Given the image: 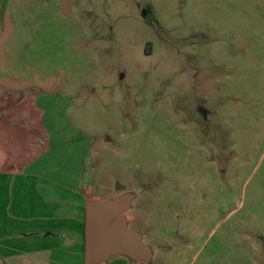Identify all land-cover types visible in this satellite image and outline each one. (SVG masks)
<instances>
[{"label":"rangeland","instance_id":"obj_1","mask_svg":"<svg viewBox=\"0 0 264 264\" xmlns=\"http://www.w3.org/2000/svg\"><path fill=\"white\" fill-rule=\"evenodd\" d=\"M0 70L136 196L143 264H264V0H0Z\"/></svg>","mask_w":264,"mask_h":264},{"label":"crops","instance_id":"obj_2","mask_svg":"<svg viewBox=\"0 0 264 264\" xmlns=\"http://www.w3.org/2000/svg\"><path fill=\"white\" fill-rule=\"evenodd\" d=\"M23 81L0 70V264H87L89 207L126 191L101 190L93 182L88 149L70 145L69 160L62 164L57 140L59 134L69 136L61 134L57 120L50 124L52 133L41 91L21 86ZM130 211L121 216L129 230L135 223ZM118 258L143 264L124 256L111 259Z\"/></svg>","mask_w":264,"mask_h":264},{"label":"water","instance_id":"obj_3","mask_svg":"<svg viewBox=\"0 0 264 264\" xmlns=\"http://www.w3.org/2000/svg\"><path fill=\"white\" fill-rule=\"evenodd\" d=\"M147 18V13L144 14ZM125 190L118 185L117 191ZM133 197L125 195L104 200L89 207L87 216V264H101L112 257L124 256L133 261L148 262L152 253L141 236L128 229L122 214L130 209Z\"/></svg>","mask_w":264,"mask_h":264},{"label":"flooded vegetation","instance_id":"obj_4","mask_svg":"<svg viewBox=\"0 0 264 264\" xmlns=\"http://www.w3.org/2000/svg\"><path fill=\"white\" fill-rule=\"evenodd\" d=\"M146 14V13H145ZM150 16V14H147V18ZM125 190H122L121 193H125Z\"/></svg>","mask_w":264,"mask_h":264}]
</instances>
